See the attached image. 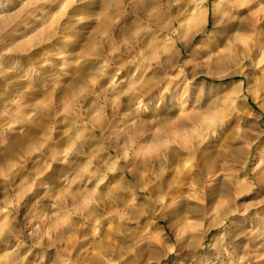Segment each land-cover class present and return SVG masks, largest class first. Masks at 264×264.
Masks as SVG:
<instances>
[{
	"label": "clouds",
	"instance_id": "obj_1",
	"mask_svg": "<svg viewBox=\"0 0 264 264\" xmlns=\"http://www.w3.org/2000/svg\"><path fill=\"white\" fill-rule=\"evenodd\" d=\"M0 264H264V0H0Z\"/></svg>",
	"mask_w": 264,
	"mask_h": 264
}]
</instances>
